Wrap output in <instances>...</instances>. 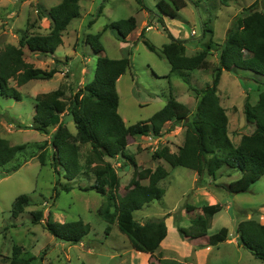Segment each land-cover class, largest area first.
<instances>
[{
	"label": "rangeland",
	"instance_id": "374dc122",
	"mask_svg": "<svg viewBox=\"0 0 264 264\" xmlns=\"http://www.w3.org/2000/svg\"><path fill=\"white\" fill-rule=\"evenodd\" d=\"M61 0H0V51L6 45L18 46L23 34L47 35L51 24L41 15V10L56 6ZM159 0H79L80 16L72 20L63 33L62 44L53 56L35 55L23 49L25 61L42 70L54 67L53 59L60 62L59 73L52 79L33 80L16 87L21 100L0 96V139L11 146L26 145L25 152L19 153L15 162L22 166L14 172L5 174L0 167V264H10L12 248L20 247L21 258H34L31 264H264L251 253L238 245L236 225L243 220H255L264 224V176L254 183L248 192L229 194L217 188L219 184H228L240 177L237 171L225 166L215 167L214 157L209 158L204 183L198 186L195 172L181 168H172L163 160L153 158V153L166 146L173 153L178 151L184 141V129L165 124L162 137L129 138L126 154L131 156L136 167L155 170L162 166L168 176L159 182L164 190L160 201H153L134 213L135 220L145 223L163 219L167 227V236L153 256L135 252L128 239L119 232L116 224L108 225L102 215L108 210L114 211L115 202L108 195L102 196L95 191H87L93 178L76 179L71 183L72 190L62 191L60 185L67 184L62 176L58 177L50 165L41 166L37 156V145L49 143L54 128L49 134H40L30 129L33 125L34 98L38 94L48 93L63 85L66 98L91 82L96 64V56L86 44V37L100 34L104 56L120 59L129 52L130 67L116 83L119 97L118 114L126 126L148 120L167 102L170 95L176 101L193 111L197 104L195 93L189 86L201 90L211 82V71L217 64V55L213 51L207 57L209 68L205 71H183L189 85L172 73L170 65L161 56L160 50L169 42L166 28L184 40L186 56L190 57L203 50L211 39L214 45L221 44L229 27L257 0H238L228 6H221L219 0H187V5L178 14L177 20L163 18L158 21L156 4ZM102 13L98 15V9ZM134 17L136 32L144 29V38L117 41L111 31L103 28L119 20ZM91 20L93 24L89 26ZM206 24V25H205ZM203 25L213 31L202 37ZM147 26L151 29L146 30ZM156 48L148 50L143 41ZM262 83H255L247 72L231 74L223 72L217 95L228 116V134L234 145L240 137L251 134L253 126L245 120L243 107L248 101L256 104L259 92L264 90ZM14 87L15 83L12 82ZM63 124L72 135L76 134L70 117L63 116ZM50 148L48 147V151ZM34 155L33 157H31ZM116 170L119 177L117 197L123 196L134 173L130 162L118 159H104ZM123 163L125 166H123ZM80 164L92 175L99 165L91 155L90 146L80 145ZM144 185L147 181L142 182ZM21 195L30 199V205L16 218L11 210L14 200ZM220 204L222 210L212 221L207 237L216 233H225L226 241L216 247H207L206 239L192 244L183 239L177 231L179 226L188 228L190 219L201 214L204 205ZM196 208L186 212L185 207ZM42 211L39 224L31 222V213ZM74 222L81 220L90 225V233L78 244L58 241L45 229L46 221ZM110 229L106 232V227Z\"/></svg>",
	"mask_w": 264,
	"mask_h": 264
},
{
	"label": "trees",
	"instance_id": "16d2710c",
	"mask_svg": "<svg viewBox=\"0 0 264 264\" xmlns=\"http://www.w3.org/2000/svg\"><path fill=\"white\" fill-rule=\"evenodd\" d=\"M197 8L193 0H189ZM201 1V0H199ZM238 0H219L221 6H228L230 2ZM187 0H159L156 4L158 21L163 24V18L177 20L179 12L185 8ZM43 18L51 24L47 35L23 34L18 46L6 45L0 51V96L21 100L16 87H21L33 80H50L59 73L58 59L54 58V67L42 70L25 61L24 48L31 54L53 56L62 44L64 31L72 20L79 18V0H61L59 4L49 10H41ZM102 13V7L98 9ZM91 20L89 26L93 24ZM206 25V24H205ZM203 25L202 37L213 31ZM136 29V19L112 22L103 28L109 30L117 41L127 43V37ZM169 42L162 46L161 56L168 62L171 72L178 73L185 84L189 79L184 77L183 71H205L209 68L207 57L215 51L217 64L211 71V82L205 88L198 90L189 86L197 98V104L190 111L184 104L176 101L170 95L166 104L148 120L126 126L118 114L119 97L116 90L118 79L130 67L129 52L120 59H110L104 56V49L100 41V34L86 37L92 53L96 56L93 79L83 88L66 98L63 85L56 90L38 94L34 98L33 125L30 129L40 134L48 135L49 128H54L49 143L37 145L39 151L37 159L41 166L50 165L55 174L66 180L67 184L60 185L62 191L73 189L71 183L76 179L92 176L93 182L87 191L108 196L110 202H115L114 211L106 210L102 217L106 224H116L117 229L129 241L135 252L153 256L160 248L167 236V227L163 219L139 223L134 213L153 201H160L164 190L158 186L159 182L168 176V172L157 166L155 170L136 167L133 158L126 154L129 138L153 137L161 138L165 124L184 129V141L176 153L164 146L153 153V158L163 160L172 168L181 167L195 172L198 176V186L204 183L205 171L209 165V158L214 157L215 167L225 166L230 171H237L240 177L228 184L217 185L229 194H242L249 191L260 177L264 176V90L259 92L256 104L244 103L243 113L248 124L253 126L249 135L240 137L239 143L234 145L228 134V116L217 95L218 85L223 72L235 74L247 72L252 81L262 83L264 79V0H257L245 8L241 16L228 28L221 44L214 45L209 40L207 46L193 56H186V41L174 38L164 28ZM144 29L140 32V39L144 38ZM149 51L156 52V48L143 41ZM15 83V87L11 85ZM63 116L70 117L76 134L68 130L63 124ZM89 145L91 155L99 163L87 173L80 164V145ZM48 147L50 150L48 151ZM26 145L11 146L8 141L0 139V167L5 174L16 171L22 163L15 162L19 153L25 152ZM32 155L31 157H33ZM124 159L135 168L129 185L123 196L117 197L119 177L115 168L104 159ZM126 165V164H125ZM123 163V166H125ZM147 181L144 185L142 182ZM30 205L26 195L18 196L12 205L13 218L21 215ZM186 212L196 210L187 205ZM220 204L204 205L201 214L190 219L188 228L179 226L175 220L177 231L183 239L194 243L206 239L207 247H216L226 241L225 233H216L209 237L208 230L213 217L220 213ZM42 211L31 213V222L39 224L42 221ZM46 231L58 241L78 244L90 233V225L78 220L74 222H54L48 219L45 223ZM110 227H106L107 232ZM235 233L238 246L248 250L251 255L264 263V224L255 220H243L236 225ZM21 248H12L10 264H31L34 258H21ZM177 264V263H173Z\"/></svg>",
	"mask_w": 264,
	"mask_h": 264
},
{
	"label": "crops",
	"instance_id": "0c3cea01",
	"mask_svg": "<svg viewBox=\"0 0 264 264\" xmlns=\"http://www.w3.org/2000/svg\"><path fill=\"white\" fill-rule=\"evenodd\" d=\"M149 29H151V27L150 28H146V30H149ZM135 31V30H134ZM134 31L127 37V41H129V40H132V41H134L138 36H139V34L136 32V35L135 36H133V33H134ZM170 33H171V35L174 37V38H177V39H179V37L177 36V34L175 33V32H173L172 30H170ZM186 39H188V36H185L184 37V40H186ZM253 131V130H252ZM251 131V132H252ZM237 238V237H236ZM201 240H203V239H201ZM197 241H199V240H197ZM196 241V242H197ZM196 242H194V243H196ZM194 243H192V244H194ZM162 244V243H161ZM238 246V245H237ZM205 264V263H204Z\"/></svg>",
	"mask_w": 264,
	"mask_h": 264
},
{
	"label": "built area",
	"instance_id": "2783aa9c",
	"mask_svg": "<svg viewBox=\"0 0 264 264\" xmlns=\"http://www.w3.org/2000/svg\"><path fill=\"white\" fill-rule=\"evenodd\" d=\"M151 26H147V28H150Z\"/></svg>",
	"mask_w": 264,
	"mask_h": 264
}]
</instances>
